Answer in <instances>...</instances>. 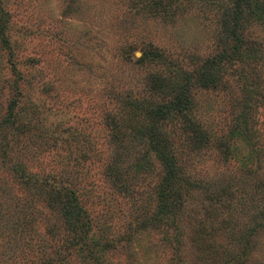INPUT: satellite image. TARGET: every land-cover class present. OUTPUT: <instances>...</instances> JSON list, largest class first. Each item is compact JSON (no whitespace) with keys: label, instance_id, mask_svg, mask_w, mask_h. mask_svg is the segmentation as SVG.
I'll return each mask as SVG.
<instances>
[{"label":"rangeland","instance_id":"1","mask_svg":"<svg viewBox=\"0 0 264 264\" xmlns=\"http://www.w3.org/2000/svg\"><path fill=\"white\" fill-rule=\"evenodd\" d=\"M0 264H264V0H0Z\"/></svg>","mask_w":264,"mask_h":264},{"label":"trees","instance_id":"2","mask_svg":"<svg viewBox=\"0 0 264 264\" xmlns=\"http://www.w3.org/2000/svg\"><path fill=\"white\" fill-rule=\"evenodd\" d=\"M243 55L240 54L239 58L241 59ZM72 198L74 199V203H75V208L73 210V214H75V221L74 223L76 224V226L79 224V221L81 220V215H82V207L79 205L78 201H77V197L75 196L74 191H72Z\"/></svg>","mask_w":264,"mask_h":264}]
</instances>
